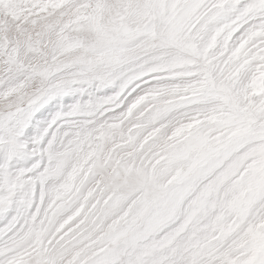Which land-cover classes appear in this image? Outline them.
<instances>
[{
    "label": "snow or ice",
    "instance_id": "snow-or-ice-1",
    "mask_svg": "<svg viewBox=\"0 0 264 264\" xmlns=\"http://www.w3.org/2000/svg\"><path fill=\"white\" fill-rule=\"evenodd\" d=\"M0 264H264V0H0Z\"/></svg>",
    "mask_w": 264,
    "mask_h": 264
}]
</instances>
